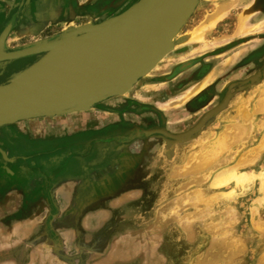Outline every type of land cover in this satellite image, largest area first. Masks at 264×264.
<instances>
[{"label":"rangeland","instance_id":"rangeland-1","mask_svg":"<svg viewBox=\"0 0 264 264\" xmlns=\"http://www.w3.org/2000/svg\"><path fill=\"white\" fill-rule=\"evenodd\" d=\"M21 1L0 0V34L7 25V18L26 13L27 9L20 12L19 4L16 7L12 5ZM114 1L118 7L113 4L106 11L105 4L95 0L96 5L90 4L94 14L82 9L80 14L84 16L79 14L76 18L71 15L69 17L73 19L58 26L46 23L38 30L24 32L20 26H34L35 23L17 22L7 40V50L15 52L50 41L66 29L100 24L133 5L130 0ZM224 2L235 3L233 0H201L175 38L174 50L128 94L110 98L87 111L38 117L0 127V185H5L6 195L13 192L21 195L16 215L21 216L23 223L32 220L19 232L9 231L10 225L7 224L3 231L4 243L0 246V264H68L62 256L73 260L82 258L73 264H90L88 257L93 248L88 244L89 236L92 242L100 244L95 257H111L109 264H264V179L257 177L240 188L241 184L238 186L231 179L215 183L216 175L226 167L202 165L201 169H195L211 152L212 145L216 149L221 137L229 132L225 129L228 120H231L229 139L236 138L242 129L246 131V136L239 143L237 140L235 146L256 142L254 122L261 114L249 107L250 99L259 91L264 94V89L259 85L252 86L248 92L241 94L244 96L241 104L238 102L240 95L235 97L230 109L224 111L223 124H220V118L224 112L209 120L190 141L175 143L160 133L153 134L158 135V139L148 140L153 136L149 135L125 141L133 132L127 134L128 129L142 122L145 128L141 131L165 129L173 135L187 133L221 104L229 85L264 73V32L247 30L245 36L238 37L244 35V32L238 33V17H245V24L252 27L257 23L254 21L255 14L259 13L255 7H247L242 13L235 6L222 10L223 18L211 29L216 28V31L204 36L207 47L202 49L200 56L175 62L191 50L190 46L193 48L192 45L179 43H185L188 34L208 23L220 10L219 5H226ZM108 11H113L114 15L104 16ZM94 15L100 18L95 20ZM243 45L252 48L250 53L240 63L214 78L211 84H206L219 63L225 57L233 56L232 53ZM36 60L37 57H31L14 61L3 75L0 70V85L9 83L10 72L21 71ZM160 77L167 80L161 84L143 82ZM173 99H179L178 105H183L184 113L179 122H174L161 110V103ZM130 101L144 108L128 113L126 103ZM239 104L245 114L242 118H236L239 116L237 111L233 113ZM231 112L234 117L230 116ZM262 121H257L256 127L260 129L256 133L257 140L263 128ZM218 123L220 126H217ZM214 125L219 133L224 131L214 139L215 142L213 138L219 133L211 129ZM240 125L242 129L238 128ZM234 133L235 136L232 135ZM117 136L122 137L123 142L114 143L115 146L133 143L129 153L123 147L118 152L112 148V153L107 154L110 140ZM143 144L151 147L144 150ZM127 154L137 162L127 165L124 161ZM192 162L193 166H190ZM105 163L110 170L104 171L98 178H105L104 182H92L86 186V191L83 186L75 190L67 186L69 178L83 180L86 177L88 180L99 177L98 169ZM263 167L264 158L262 165L246 168V172H262L264 177ZM68 189L74 195L70 203L61 194ZM84 192L89 194L86 198ZM99 195L102 198L91 200ZM116 200L119 201L114 204ZM85 202L90 206L84 208ZM95 208L96 211H106L107 215L99 230L89 231L84 229V223L91 218L88 215ZM69 219L82 227L85 252H81L74 242L63 241L64 235L56 232V228L69 222ZM49 232L53 237H49ZM29 234V240H19L20 235L27 237ZM39 237L49 241L58 238L64 243L56 251L41 244L37 247L30 245Z\"/></svg>","mask_w":264,"mask_h":264},{"label":"water","instance_id":"water-1","mask_svg":"<svg viewBox=\"0 0 264 264\" xmlns=\"http://www.w3.org/2000/svg\"><path fill=\"white\" fill-rule=\"evenodd\" d=\"M201 0H139L122 14L97 25L69 29L57 38L9 52L17 14L7 18L0 34V70L26 58L37 60L0 85V127L38 117L87 111L110 98L128 94L175 48L176 38ZM145 30L142 36L139 32ZM162 59V60H161ZM264 70V67H263ZM264 73L229 85L221 104L187 133L165 129L138 131L161 134L175 143L193 139L212 118L230 109L235 97L260 85ZM236 89V91H233Z\"/></svg>","mask_w":264,"mask_h":264},{"label":"crops","instance_id":"crops-1","mask_svg":"<svg viewBox=\"0 0 264 264\" xmlns=\"http://www.w3.org/2000/svg\"><path fill=\"white\" fill-rule=\"evenodd\" d=\"M86 1H88V2H86ZM130 1L132 4H134V2L136 0H130ZM115 2L116 1H114V0H99V3L105 4V6H106L105 10L106 11L109 10V8H112L111 5H113V4H114L113 6L118 7V4ZM224 3H222V4H224ZM18 4L21 6V8H23V10L27 9V11H28V12L26 11V13H24L22 16L17 15L18 16L17 17L18 22L23 21V22H27V23L28 22H34L35 23L34 26H30V25L27 26L26 24H25V26H20V29L23 28L24 32H28L30 29L38 30L39 28H41V26H44L47 22L49 23L51 21H54L51 18L55 19V23L59 22L61 16H63V14L65 17H67V18H64L65 21H68L69 19H73L74 17L70 18L69 16H71V15L77 16L78 14L81 13L82 9H83V11H85V9H87V11H91L90 9L93 7H90L91 6L90 4L96 5L97 3L95 2V0H22L20 3L17 2V4L13 3L12 5L14 7H16V6H18ZM115 4H117V5H115ZM13 6H11L10 8L12 9ZM230 6L237 7L240 10L239 11L240 13H242V11L245 10L247 7H255L256 11L259 13L255 14L254 21H257V23H255V25L254 24L253 25L254 26H257L258 24L259 25L261 24V25L258 29H254V30H255V32L260 31V30L264 32V0H256V1L255 0H246V1L245 0H237L236 3L231 4ZM228 8H229V6L227 7V9ZM70 11H71V13H70ZM112 12L108 11L104 14V16L109 15V17H112L114 15V12L113 13ZM91 13L94 14L93 11H91ZM226 17H227V15H226ZM244 19H245V17H244ZM239 21H240V17H238L237 24L239 23ZM250 21H252V20H250ZM247 26H251V24H248ZM237 27H238V25H237ZM214 31H216V28L213 30L207 31L205 34H209V33L214 32ZM246 33H247V30L245 31L244 35L240 34L238 37L239 38L243 37L246 35ZM246 45H243L244 47L239 46V49L237 50V52L232 53L233 56L232 55L227 56V57H225V59H223L219 63V65L215 69V72L210 75L212 77V80L208 84H211L213 82L214 78L221 76L226 70L232 68L234 64L240 63L242 61V58H244L246 55H248L250 53V49L252 50V48L247 47ZM189 49H192L191 46ZM202 52H203L202 50L199 52H196V53H192V51H187L183 55H181V57L186 55L187 56L186 59H182L181 57H179V59H176L175 62H182L184 60H187L190 58L192 59L195 57L197 58V56H200V54ZM189 54H191V55H189ZM237 54H240V55H237ZM259 87L261 89H264V83H261L259 85ZM260 88H259V90H260ZM243 97H244L243 95H240L238 97L239 103L243 102V99H244ZM182 99H185V97H182ZM163 101H166V100H163ZM179 101H180L179 99H173V100H168L166 102L161 103V110L166 115L171 116L174 122H177L178 119L184 113L183 112V110H184L183 105H178ZM249 107H251V109L254 110L255 113L257 112V114H259V115L261 114L260 117H258L256 119V121L254 122L255 130L253 132V136H254V138H255L254 140H256V142L251 144V145H245V144L243 146L239 145L238 144L239 140L242 141V139L246 136L245 130H243L241 132V134H239L237 139H236V141L238 140V143H237L238 145H236V146H235L236 141L235 142L233 141V144L231 145V147L223 148L222 150L216 152V150L213 148L214 146L212 145L211 152L207 153L208 156H206L201 161L202 162L201 166L198 165L200 163H198V164L196 163V165H198V167H195L196 170L201 169L203 167L202 165L211 166L213 168L226 167V168H224L226 170V169H231L232 167H234L239 162H242V164H243L242 168L244 171H246V168H249V167L253 168V167H256L258 165H262V159L264 158V147L262 150L260 149V151H258V153H257V151L254 150V148H258L261 145V143L263 144V141H264V121H262L263 128H262V131L260 132L259 139L258 140L256 139V133L258 130L260 131V129H258L256 127L257 121H259V123H260L261 120H264V116H263L264 115V94H262L261 91H259L258 94H256L253 98L250 99V106ZM239 108H241V105L238 106L233 113H235L237 111V109H239ZM233 113L231 112V115H230L231 117L234 115ZM225 116H226V113L224 112L221 116L222 118H220L221 119L220 124H223V118ZM180 120H182V118ZM227 123L228 124H227V127L225 129H227L230 132V129H228V128L230 126L229 124L231 123V120H228ZM215 125L211 129L215 133H219V131H217V126H220V125H219V123L217 126H215ZM241 126L242 125L238 126V128ZM232 127H234V126H232ZM225 129L223 128L222 130H225ZM239 129H241V128H239ZM222 133L217 134L215 136V138H213V141L215 142L216 137ZM243 134H245V135H243ZM247 155L249 158L250 157L253 158V156H254V159H252V161L248 162L247 159L245 158ZM193 163L194 162H192L190 164V166H193ZM85 165H86V163L84 164V166ZM88 166H89V164H88ZM92 170H94V167H92ZM108 170H110L109 166H107L105 163L102 166L100 165V167L98 169V175L97 176H99V177H96V174H95L96 178H92V179H88V180H86L87 179L86 177H83L84 178L83 180L79 179V178H75V179L69 178L66 180L67 186L71 187L70 189H74V190L77 189L78 187L80 188L81 186H83L84 190L86 191V186L89 185L90 183L93 182L92 184H95V182H100V183L104 182L106 180L105 178L100 179V180H98V178H100V176H102L104 171H108ZM216 188H221V187H216ZM5 189H6L5 185H3V186L0 185V246L2 245V242H3V240H2L3 235H4L3 231L6 229L7 224L10 225V226H8L9 231L14 230V232H19L20 230L25 228V226H29V224L32 222V220L29 219L23 223V221L21 220V216L16 215L18 210L20 209V205H21V201H22L21 195L18 192H13L9 195H6ZM70 189H68L65 193L61 192L62 198L66 201H69V203L71 202V199L74 198L73 197L74 195L71 192H69ZM84 194H85L84 197L86 198L87 193L84 192ZM99 196H94V197H92L93 199H91V200L95 201V200H98L99 198H102L101 195H99ZM6 197H8V199H6ZM131 198H133V197H131ZM1 199L3 200L2 203H1V201H2ZM119 200H121V199H119ZM119 200H116L114 202V204ZM83 205H84L83 206L84 208L90 206L87 202L83 203ZM113 206L116 207L117 205H113ZM77 209H75V211H77ZM96 209L97 208H95L93 213H90V215H88L91 218H89L85 221L84 229L89 230V231H96L102 227V224H103L102 222L104 221L105 216L107 215V212L104 210L96 211ZM7 216H10L9 217L10 220L8 222L6 221ZM36 224H38V223H36ZM78 233H77V235H78ZM30 235L31 234L27 235V237H25V236L23 237L22 235H20L19 240L20 241L27 240V239L29 240ZM77 235H76V237H77ZM87 239L89 240L88 244H90L89 245V246H91L90 248H93L92 252H90L91 253L90 257H88L89 263L90 264H109L111 262V257H104V258L95 257V255H97L96 253H98V247L100 246V244L96 243V242L95 243L92 242L91 236L87 237ZM25 243H26V241H25ZM84 243L86 244V241ZM148 244L149 243L147 242L146 245H148ZM142 246H143V244H142ZM78 249H80V247H78Z\"/></svg>","mask_w":264,"mask_h":264},{"label":"bare ground","instance_id":"bare-ground-1","mask_svg":"<svg viewBox=\"0 0 264 264\" xmlns=\"http://www.w3.org/2000/svg\"><path fill=\"white\" fill-rule=\"evenodd\" d=\"M232 1V0H231ZM256 1V0H255ZM235 1L233 0V3H234ZM236 3V2H235ZM252 3V2H251ZM134 4H136V1H135V3ZM133 4V5H134ZM225 4L226 5H224L223 7L225 8V9H227V7L229 6L230 7V5L232 4V3H229V2H225ZM132 5V6H133ZM250 6V5H249ZM221 5H219V11L216 13V14H214V16H212L213 18H211V20H209V22L207 23H205V24H203L201 27H199L197 30L195 29L194 30V32H192L190 35L188 34V38H186L187 40H186V42L185 43H183V44H181V43H179V45H192V49L191 50H189V51H192V53H196V52H199V51H201L202 49H204L205 47H207V44L205 43V41H204V36H205V33L207 32V31H209V30H211L215 25H216V23L220 20V19H222L223 18V16H221V15H223V14H221V12H222V10H225L224 8H223ZM128 10V9H127ZM253 10V9H252ZM94 13V12H93ZM227 15V14H226ZM219 16H221V17H219ZM49 18V17H48ZM247 21V19L245 18L244 19V17L242 18L241 17V19H240V21H239V24H238V33H245V31L246 30H253V29H257V28H259L260 27V25L258 24L257 26H252V27H250V26H247V24H245V22ZM90 25V24H89ZM65 31H68L67 29L65 30ZM255 31V30H254ZM143 33H145V30H142L141 32H139V36H142L143 35ZM179 36V35H178ZM185 40V39H184ZM174 41H176L175 40V38H171V40L169 41V42H174ZM209 48H210V45H209ZM188 55V54H187ZM189 55H191V54H189ZM186 56V55H185ZM162 60V59H161ZM2 75L3 74H5L4 73V71L2 70ZM19 72V71H18ZM12 75H14V74H17V71H15V72H10ZM210 80H212V77L210 76V77H208L207 78V80L205 81V83L206 84H208V82H210ZM203 86V85H202ZM240 106V105H239ZM256 109V108H255ZM237 113L239 114V116L238 117H236V118H242L245 114H244V112L242 111V109L241 108H239V109H237ZM242 129V128H241ZM243 131V129L240 131V133L239 134H241V132ZM246 132V131H245ZM229 134H231V132L229 133V132H227L226 133V136H222L221 137V140H219L218 141V143H217V148L215 149L216 150V152L217 151H220V150H222L223 148H228V146H230L232 143H233V141L235 142L236 141V139H237V137H238V135H236V138H231V139H229ZM235 134L236 133H234V134H232V135H234L235 136ZM243 135H245V134H243ZM257 147V146H256ZM263 147H264V141H263V144L261 143V145L258 147V148H254V150L255 151H257V153H258V151H260V149L262 150L263 149ZM252 153V152H251ZM246 159H247V161L249 162V161H252V159H254V156H253V158L252 157H248V155L245 157ZM244 159V158H243ZM246 161V162H247ZM242 162H239L238 164H236L234 167H232L231 169H226V170H223V171H221L220 173H218L217 175H216V177H215V183L218 181V183H221V182H223V181H225V180H233V181H235V183H237V185L238 186H240V184H241V187L240 188H242V186L243 185H245L247 182L249 183V182H253L252 180H254L255 178H257V177H259V179H264V177H263V175H261L262 174V172H260V173H256L255 172V174L252 172V173H249V172H246V171H244L243 170V168H242ZM230 167V166H229ZM264 168V167H263ZM263 173H264V171H263ZM261 175V176H260ZM256 180H258V179H256ZM260 181V180H259ZM255 182V181H254Z\"/></svg>","mask_w":264,"mask_h":264},{"label":"flooded vegetation","instance_id":"flooded-vegetation-1","mask_svg":"<svg viewBox=\"0 0 264 264\" xmlns=\"http://www.w3.org/2000/svg\"><path fill=\"white\" fill-rule=\"evenodd\" d=\"M23 11V8H21V11L20 12H22ZM79 15V14H78ZM78 15L77 16H75L76 18L78 17ZM81 16H84V15H81L80 14V17ZM94 17V19L96 20V19H99L100 17H98V16H93ZM64 18H65V16H64V14H63V16H61V18H60V21L59 22H56L55 23V19H53V18H51L52 20H54V21H51V22H47L49 25H53V26H58V25H60V24H63V23H68V22H66L65 20H64ZM167 79L166 78H163V77H160V78H158L157 80L156 79H152V81L151 80H149V81H143L145 84H149V83H158V84H161L162 82H164V81H166ZM126 107H127V110L129 111L128 113H133V111H134V109H137V110H141L142 108H144L142 105H138L137 103H135V101H130V102H127L126 103ZM149 111V110H148ZM148 113V112H147ZM124 115V114H123ZM126 115V114H125ZM124 115V116H125ZM143 121V120H142ZM142 124H144L143 122H142ZM142 124H139V125H132L131 127H130V129H128V133L127 134H129L131 131H133L132 133H131V135H133V136H136L137 135V132L138 131H141V129H144L145 127H143V125ZM151 128H154V127H151ZM147 129H149V128H147ZM154 130V129H153ZM157 137H159L158 135H153V136H151V137H149L148 138V140H151V139H158ZM141 140H146V139H141ZM121 141L123 142V138L122 137H114V139H112V140H110V147H109V151H108V153L107 154H111L112 153V148H114L115 149V152H118L119 151V149L121 150V148H123V147H125L124 149H125V151H127L128 153H129V148L131 147V145H133V143H131V144H128V143H126V144H121V145H117V146H115L114 145V143L116 144V143H121ZM155 142H158V140H155ZM159 143V142H158ZM156 144V143H155ZM113 146V147H112ZM116 147V148H115ZM143 147H144V150H146V149H148V148H150L151 146H149V147H146L144 144H143ZM154 158V157H153ZM124 161H125V163L127 164V165H132V163H134V162H137V160L136 159H134V157L132 158L131 156H130V154H127L125 157H124ZM151 162H152V160H151ZM147 167H149V166H147ZM131 176V175H130ZM69 222H70V219H69ZM69 222H65V223H62V225H59V227H57L56 228V232L57 233H62L63 235H64V237H63V241L64 240H67V241H70V242H74V244L76 245V247L78 248V247H80V251L81 252H85V250H84V240H83V233H82V231L83 230H81L82 229V227L81 226H79V224H77L76 225V223H69ZM80 233V237H76V235H77V233ZM51 234H52V232H49V237H53V235L51 236ZM50 239H53V238H50ZM51 241V240H50ZM49 240H48V238L45 240L43 237L42 238H36L33 242H30V245H33L34 247H37V246H39L40 244L41 245H43V246H45V247H47V248H50V249H55V251L56 250H58V249H61V247H62V245H63V241H61V239H58V238H54L53 239V241H51L50 242ZM67 243V242H66ZM87 252V251H86ZM80 257H83V256H80ZM62 259H63V261L65 262V263H70V264H73L74 262H77V261H81L82 260V258H76V259H72V258H70V257H63L62 256Z\"/></svg>","mask_w":264,"mask_h":264}]
</instances>
